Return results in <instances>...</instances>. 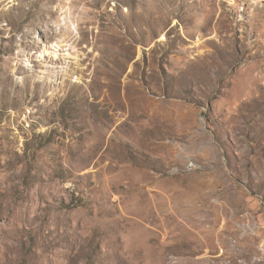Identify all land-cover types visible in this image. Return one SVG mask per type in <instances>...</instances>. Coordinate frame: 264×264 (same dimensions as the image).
Returning <instances> with one entry per match:
<instances>
[{
	"label": "rangeland",
	"instance_id": "obj_1",
	"mask_svg": "<svg viewBox=\"0 0 264 264\" xmlns=\"http://www.w3.org/2000/svg\"><path fill=\"white\" fill-rule=\"evenodd\" d=\"M0 264H264V0H0Z\"/></svg>",
	"mask_w": 264,
	"mask_h": 264
},
{
	"label": "bare ground",
	"instance_id": "obj_2",
	"mask_svg": "<svg viewBox=\"0 0 264 264\" xmlns=\"http://www.w3.org/2000/svg\"><path fill=\"white\" fill-rule=\"evenodd\" d=\"M64 21H65V19H64ZM67 25H68L67 23L60 24V26H62L64 28V30L67 31L69 33V35L71 36V32H69V28H68ZM38 40H40V39L38 38ZM50 54L51 53H50L48 47H44V50H43V52H42V54H41L40 57H41L42 60H45L47 58V56H49ZM68 56L71 59H77V57L74 54L68 53ZM28 66H31V68H32V65L31 64H28ZM40 73L42 74L41 77H40V79H42L43 81L45 79L47 80V77L45 75V74H47V72L46 71H41ZM31 76L33 77V75H31ZM69 76H70V73L69 72H66L65 79H68Z\"/></svg>",
	"mask_w": 264,
	"mask_h": 264
}]
</instances>
